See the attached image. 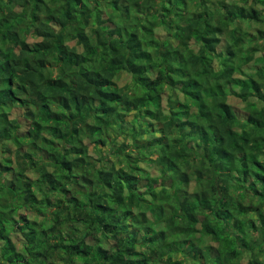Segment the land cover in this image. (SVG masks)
Listing matches in <instances>:
<instances>
[{"label": "trees", "instance_id": "1", "mask_svg": "<svg viewBox=\"0 0 264 264\" xmlns=\"http://www.w3.org/2000/svg\"><path fill=\"white\" fill-rule=\"evenodd\" d=\"M0 264H264V0H0Z\"/></svg>", "mask_w": 264, "mask_h": 264}, {"label": "rangeland", "instance_id": "2", "mask_svg": "<svg viewBox=\"0 0 264 264\" xmlns=\"http://www.w3.org/2000/svg\"><path fill=\"white\" fill-rule=\"evenodd\" d=\"M240 1H243V0H240ZM160 32H162V29H160ZM121 83H124V81H122Z\"/></svg>", "mask_w": 264, "mask_h": 264}]
</instances>
